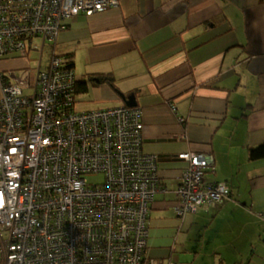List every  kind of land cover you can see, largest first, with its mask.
I'll use <instances>...</instances> for the list:
<instances>
[{"label":"crops","instance_id":"obj_1","mask_svg":"<svg viewBox=\"0 0 264 264\" xmlns=\"http://www.w3.org/2000/svg\"><path fill=\"white\" fill-rule=\"evenodd\" d=\"M62 24L54 49L73 54L76 111L131 101L143 112L144 150L158 155L161 179L147 255L167 263L149 248L179 252L187 229L179 263L264 264V159L250 160L264 143V0H121ZM39 69L27 56L0 58V76L27 96ZM190 151L209 154L206 181L227 182L232 193L181 218L176 190L187 163L178 155ZM166 209L174 210L169 224Z\"/></svg>","mask_w":264,"mask_h":264},{"label":"built area","instance_id":"obj_2","mask_svg":"<svg viewBox=\"0 0 264 264\" xmlns=\"http://www.w3.org/2000/svg\"><path fill=\"white\" fill-rule=\"evenodd\" d=\"M119 1L0 0V58H43L65 19ZM47 64L39 63L31 96L0 76V264H164L146 255L161 179L158 155L144 150L142 110L77 112L76 70L63 56ZM178 157L188 163L179 215L231 195L227 182L206 183L211 156ZM97 174L104 180L88 179Z\"/></svg>","mask_w":264,"mask_h":264},{"label":"rangeland","instance_id":"obj_3","mask_svg":"<svg viewBox=\"0 0 264 264\" xmlns=\"http://www.w3.org/2000/svg\"><path fill=\"white\" fill-rule=\"evenodd\" d=\"M50 53H51V47L49 46L47 52H45V54H44L45 59H48V55ZM40 55H41V53L39 51H32L31 52L30 57L32 58V64L33 65L39 64ZM16 58H19V57L16 56ZM17 72L20 73V74H18V73L16 74L17 77L20 78V79H21V76L24 75V78H25L27 76V74H28V72H25L24 70L17 71ZM35 75H36L35 76V79H36L37 73H35ZM24 78H23V83H24V86H26L25 87V91H27V92L28 91H31L32 90V87L29 90H27V88L30 87L29 85L31 83L29 84V82L27 80H25ZM28 80H31V78H29ZM16 81H19V80H16ZM88 179L90 181H92V182H100V181H103L104 180V175L103 174L92 175V176H88ZM167 183L170 184L171 187H173L174 181L172 179H170L169 181H167ZM162 214L164 215V218H162V221L164 223L169 224V223L174 222V210H172V209H166V210H163L162 211ZM186 235L188 236L187 229H184L183 230V236H182L179 244H181V245L183 244V242H184L183 241L184 240L183 237H185ZM181 245H180L179 250H178L179 252H177L176 250L174 251V246L172 248L165 247L164 249H168L166 253H165V250L164 249H161V248L151 247L149 249H150L151 253L156 254V252L158 251V252H161L162 253V255H159V256H162V257L167 256L165 261H169V260H172V261H174V260L180 261V259L184 260L186 258L185 257V252L182 251V246Z\"/></svg>","mask_w":264,"mask_h":264},{"label":"trees","instance_id":"obj_4","mask_svg":"<svg viewBox=\"0 0 264 264\" xmlns=\"http://www.w3.org/2000/svg\"><path fill=\"white\" fill-rule=\"evenodd\" d=\"M51 47V53L48 55V56H51L52 55V52L53 51H55L56 52V50L54 49L55 48V45L54 44H52V45H47V46H45V50H44V54H45V52H47V50H48V47ZM63 56V55H62ZM65 59H66V61L70 64V66L71 67H73L74 69H75V63H74V60H73V54H71V55H69V56H67V55H64L63 56ZM76 70V69H75ZM77 85H78V87L77 88H79V81L77 82ZM76 97H77V92H76ZM135 108H139V107H137V106H134ZM140 109V108H139ZM179 120L181 121V122H185L186 121V119L183 117V118H179ZM144 130V129H143ZM197 153H202V152H197ZM203 154H205V155H208V156H210L209 154H206V153H203ZM251 159L250 160H252V161H254V160H262V159H264V143H262V144H260V145H258V146H256V147H253L252 148V151H251V157H250ZM186 163H187V161H186ZM188 164V163H187ZM209 170H212V171H214V168L213 167H210V168H206L205 169V172H206V175H205V181L207 180L206 179V177L208 176V174H209ZM206 183H216V184H218V183H220L219 181H216V182H207L206 181ZM177 198H178V195H177ZM179 202V201H178ZM177 212V211H176ZM178 214V213H177ZM179 215V214H178ZM148 246H149V243H148ZM147 249H148V247H147ZM146 255H147V252H146ZM147 257H150V256H148L147 255ZM157 259H161V258H157ZM162 260V259H161ZM163 261V260H162ZM172 260H169V261H167V263H169V262H171ZM164 262V261H163ZM174 262H176V261H174ZM178 262V261H177ZM167 263H164V264H167ZM179 263V262H178ZM181 264H184V262L183 263H181Z\"/></svg>","mask_w":264,"mask_h":264},{"label":"bare ground","instance_id":"obj_5","mask_svg":"<svg viewBox=\"0 0 264 264\" xmlns=\"http://www.w3.org/2000/svg\"><path fill=\"white\" fill-rule=\"evenodd\" d=\"M120 4H121V0L119 1V3L114 7V8H116V7H119L120 6ZM83 13V12H82ZM81 14V13H80ZM80 14H78V15H80ZM84 14H86V13H84ZM90 14H92V13H87L86 15L87 16H92V15H94V14H92V15H90ZM78 15H76V16H78ZM75 17V16H74ZM30 55H31V53L27 56L28 58H29V60H31L32 58L30 57ZM43 56H44V52H43ZM54 56H62L61 54H59L58 53V51H53L52 52V55L51 56H48V59H46V61H47V63L48 62H50L52 59H53V57ZM14 57H16V56H14ZM18 57H21V56H18ZM45 58V57H44ZM35 83H36V80H35ZM35 85V84H34ZM33 85V86H34ZM15 95V94H14ZM38 161H42L40 158L38 159ZM228 186H229V188H230V193H232V187L228 184ZM179 216H181V215H179ZM182 217V216H181Z\"/></svg>","mask_w":264,"mask_h":264},{"label":"water","instance_id":"obj_6","mask_svg":"<svg viewBox=\"0 0 264 264\" xmlns=\"http://www.w3.org/2000/svg\"><path fill=\"white\" fill-rule=\"evenodd\" d=\"M128 105H129V106H135V105H136V103L134 104L133 102H131V101H128Z\"/></svg>","mask_w":264,"mask_h":264},{"label":"clouds","instance_id":"obj_7","mask_svg":"<svg viewBox=\"0 0 264 264\" xmlns=\"http://www.w3.org/2000/svg\"><path fill=\"white\" fill-rule=\"evenodd\" d=\"M77 87H78V85H77ZM153 207V206H152ZM198 211V210H197ZM149 221H150V219H149ZM149 227H150V222H149ZM150 234H151V231H150ZM150 239V238H149ZM148 247V246H147Z\"/></svg>","mask_w":264,"mask_h":264}]
</instances>
